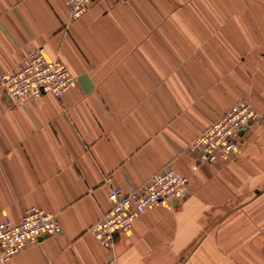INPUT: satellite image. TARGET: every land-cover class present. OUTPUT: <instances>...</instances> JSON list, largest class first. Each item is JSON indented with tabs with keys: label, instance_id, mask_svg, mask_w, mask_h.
I'll list each match as a JSON object with an SVG mask.
<instances>
[{
	"label": "crops",
	"instance_id": "obj_1",
	"mask_svg": "<svg viewBox=\"0 0 264 264\" xmlns=\"http://www.w3.org/2000/svg\"><path fill=\"white\" fill-rule=\"evenodd\" d=\"M222 10L206 0H101L70 21L63 0H0V72L42 47L74 78L59 100L19 105L0 93V222L18 223L34 206L59 225L5 264L198 261L207 220L264 174L255 122L214 163L196 164L188 148L248 94L238 48L224 46ZM166 166L187 178L186 196L148 208L101 245L88 229L109 209L110 185L141 191Z\"/></svg>",
	"mask_w": 264,
	"mask_h": 264
},
{
	"label": "built area",
	"instance_id": "obj_2",
	"mask_svg": "<svg viewBox=\"0 0 264 264\" xmlns=\"http://www.w3.org/2000/svg\"><path fill=\"white\" fill-rule=\"evenodd\" d=\"M94 1L101 0H63L68 20L81 16ZM73 84L74 78L60 58L57 55L48 58L42 47L35 48L10 69L0 72L1 95L19 105L43 95L59 100ZM258 117L256 109L246 100L232 105L189 144V150L198 153L196 164H210L228 157L239 144L240 133ZM109 181L107 179L106 183ZM187 192V178L169 166L151 175L141 191L131 186L125 192L110 185V207L88 231L101 245L112 247L115 237L125 234L148 208L181 201ZM58 232L55 217L34 206L24 211L18 223L0 222V263H7L39 238Z\"/></svg>",
	"mask_w": 264,
	"mask_h": 264
},
{
	"label": "rangeland",
	"instance_id": "obj_3",
	"mask_svg": "<svg viewBox=\"0 0 264 264\" xmlns=\"http://www.w3.org/2000/svg\"><path fill=\"white\" fill-rule=\"evenodd\" d=\"M206 2L223 5L224 46H229L228 39L234 49L238 48L240 85L248 90L241 99L252 103L255 97L258 104L264 105V0ZM256 86L262 88V93L254 91ZM255 106L259 117L251 130L264 135V107ZM261 143H252L255 151L263 147ZM230 201L223 205L221 217L216 214L207 220L203 240L208 246L194 252L193 258L198 260L195 264H264V174L240 187L238 201ZM186 255L176 263L183 264Z\"/></svg>",
	"mask_w": 264,
	"mask_h": 264
},
{
	"label": "water",
	"instance_id": "obj_4",
	"mask_svg": "<svg viewBox=\"0 0 264 264\" xmlns=\"http://www.w3.org/2000/svg\"><path fill=\"white\" fill-rule=\"evenodd\" d=\"M46 236H44V238H45ZM38 240H41V238H39Z\"/></svg>",
	"mask_w": 264,
	"mask_h": 264
}]
</instances>
